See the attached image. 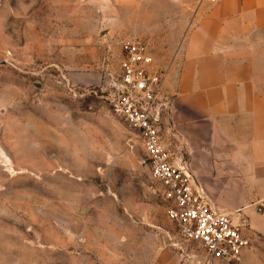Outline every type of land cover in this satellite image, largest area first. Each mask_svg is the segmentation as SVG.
Instances as JSON below:
<instances>
[{"label":"rangeland","instance_id":"obj_1","mask_svg":"<svg viewBox=\"0 0 264 264\" xmlns=\"http://www.w3.org/2000/svg\"><path fill=\"white\" fill-rule=\"evenodd\" d=\"M181 3L0 0V264H208L109 100L125 41L165 73ZM169 113L162 136L180 159Z\"/></svg>","mask_w":264,"mask_h":264},{"label":"crops","instance_id":"obj_2","mask_svg":"<svg viewBox=\"0 0 264 264\" xmlns=\"http://www.w3.org/2000/svg\"><path fill=\"white\" fill-rule=\"evenodd\" d=\"M185 1L175 27L183 35L163 84L177 155L215 211L246 221L251 244L240 263L261 264L264 0H199L195 8ZM153 10L161 15L167 3Z\"/></svg>","mask_w":264,"mask_h":264},{"label":"built area","instance_id":"obj_3","mask_svg":"<svg viewBox=\"0 0 264 264\" xmlns=\"http://www.w3.org/2000/svg\"><path fill=\"white\" fill-rule=\"evenodd\" d=\"M164 81L165 73L154 66L146 45L136 40L123 42L120 73L109 98L112 110L140 137L151 177L170 203L167 217L181 238L199 244L208 264H238L251 244L246 236L247 223H236L227 214L215 211L188 164L165 144L161 120L169 102L164 96Z\"/></svg>","mask_w":264,"mask_h":264}]
</instances>
